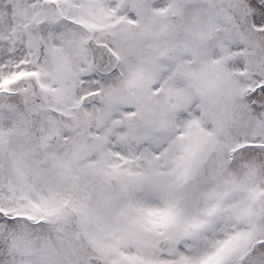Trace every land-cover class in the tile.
Returning a JSON list of instances; mask_svg holds the SVG:
<instances>
[{"label":"snow or ice","instance_id":"1","mask_svg":"<svg viewBox=\"0 0 264 264\" xmlns=\"http://www.w3.org/2000/svg\"><path fill=\"white\" fill-rule=\"evenodd\" d=\"M0 264H264V0H0Z\"/></svg>","mask_w":264,"mask_h":264}]
</instances>
